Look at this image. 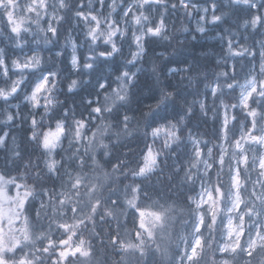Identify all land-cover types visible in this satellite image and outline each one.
Returning a JSON list of instances; mask_svg holds the SVG:
<instances>
[{
	"label": "snow or ice",
	"instance_id": "1",
	"mask_svg": "<svg viewBox=\"0 0 264 264\" xmlns=\"http://www.w3.org/2000/svg\"><path fill=\"white\" fill-rule=\"evenodd\" d=\"M97 3L99 8L92 0H0L7 39L18 47L34 45L30 55L15 58L0 48V124H28L25 146L33 149L25 151L10 131L0 129V149L6 150L0 168V264H264V40L258 41V66L252 48L241 43L237 50L227 40L230 56L252 57L243 83L235 66L212 81L201 80L194 64L169 68L172 78L180 76L177 84L159 86L155 103L137 109L133 90L141 69H131L147 56L148 38L170 39L164 12L178 7L189 14L193 9L210 12V21L205 15L199 19L214 26L225 24L230 13L218 0L203 9L190 0ZM120 4L124 7L113 17ZM241 5L247 18L240 26L264 28V0H228L225 7ZM80 22L91 53L82 63L71 35ZM64 24L69 25L65 40L72 48L73 70L94 74L87 82L71 79L67 92L53 57L41 55V45L58 40ZM197 31L206 29L201 24ZM125 44L130 59L123 55ZM116 57L124 63L105 74L99 66L115 63ZM150 63L160 85L157 62ZM185 79L195 85L191 92L182 87ZM200 83L214 98L211 110L219 120L210 140L194 135L186 123L196 104L208 114L204 100L187 99L202 95ZM86 86L91 91L77 101L75 92ZM21 100L27 113L13 103ZM169 105L180 109L173 116L162 114ZM141 133L143 149L121 151ZM170 156L181 163L170 166ZM177 224L184 232L175 231ZM108 248L119 253V260L111 259Z\"/></svg>",
	"mask_w": 264,
	"mask_h": 264
},
{
	"label": "trees",
	"instance_id": "2",
	"mask_svg": "<svg viewBox=\"0 0 264 264\" xmlns=\"http://www.w3.org/2000/svg\"><path fill=\"white\" fill-rule=\"evenodd\" d=\"M176 2V0H173ZM221 9L225 11H229L230 15L227 17V22L222 25L214 26L210 22H207V27H210L214 33L219 36V39H213L210 37H206L205 34H197L193 30L192 21L194 15V9L191 10L190 14L187 13L183 8L178 7L173 10L169 8L167 12H164L167 28L166 32L169 34L170 39L165 41L161 38H148L146 43V53L147 56L141 61V71L138 72V81L136 83V88L133 90V107L137 109L144 108V105L154 104L155 98L158 97V88L162 85H174L180 80V76L177 75L175 78H172L168 74L169 68H187L189 64H194L200 71V79L203 80L205 76H207L208 81H212L215 79L216 73L221 70L229 71L231 74L233 66H235L236 77L242 83L252 64V57L245 54L244 57H233L228 53L227 48V40L232 39L234 42V48L239 49V44L244 43L249 48H252L257 53V40H264V28L257 27L256 30L251 28L245 29L241 27L242 20L247 18V13L244 11V6H239L238 9H229L225 6L228 4V0H218ZM259 2V0H258ZM191 4H201L205 7L209 6L210 0H190ZM163 12L164 10L161 9ZM219 14V13H217ZM211 13H207V17L210 21ZM69 29L68 24H64L63 27L58 29L59 37L54 43H50L48 45H41V55L44 57L52 56L53 62L57 67L62 70L63 76L65 77L63 83V92H67V84L71 79L83 80L85 82L89 80H94V74L92 76L82 73L80 69L75 71L70 70V65L68 62L69 52L66 46L65 37L67 35V30ZM186 29V31H185ZM225 29H229V31H225ZM208 33V32H207ZM223 36V39L221 37ZM195 37V39H193ZM78 44L77 56L78 59L83 62V59L87 54L91 55L89 52V48H86L83 45ZM102 50V49H101ZM56 51H62L61 57L57 58L54 56ZM86 52V55H85ZM7 53V52H6ZM157 53H166L163 59L156 56ZM9 56V54H8ZM155 59L157 62V72L160 77V85L156 84V78L152 73V64L151 60ZM258 58L256 56L255 63L257 65ZM124 61L121 57H116V62L110 65H100V69L107 74L109 68L116 69L123 64ZM115 87V85H113ZM182 87H187V91L191 92L195 87L188 86V81L185 79ZM199 89L202 93L201 96L195 97L193 95H188L187 99L189 102L194 99H202L207 105V115H203L199 110V105L196 104L194 108V115L190 120L186 121L187 127L192 130L194 135H198L202 137L203 140H210L213 138L214 130L219 126V120L214 118V113L212 112L213 108V97L211 96L210 91L205 90L204 84H199ZM91 91L90 86L82 87L78 91L75 92V99L78 101L80 97L86 96L87 93ZM206 93V94H204ZM73 94H69L72 96ZM60 100H64V95L59 96ZM19 102L21 104L22 109L25 113H27L28 109L24 108L23 101H13V103ZM70 103V101H69ZM219 103L218 101L216 102ZM180 109L179 105H169L165 112L162 114H167L169 116L175 115ZM145 111L147 109H144ZM81 109L77 108V117L79 118V113ZM221 111V110H220ZM235 114H238L242 119V113H240L239 109L232 110ZM85 118L87 119V112L84 113ZM39 119V117H37ZM5 126V125H4ZM8 131L11 132L12 135L16 137V143L25 147V151H32L30 147L25 146V137L28 135V124H22L16 127H6ZM148 143H152L151 137L148 138ZM12 145L11 137L9 138V146ZM67 146L65 142V147ZM156 146L160 147V142L157 141ZM211 146V145H209ZM129 148L135 149L136 152H139L144 148V140L142 137V133L140 138H130L127 146L122 148L121 151L128 152ZM191 145L188 146L190 150ZM181 155H183L185 149L181 147L178 150ZM2 156H5L6 159V150L0 149V168L3 167L4 162L2 161ZM59 158V157H58ZM168 163L171 166L172 164L181 163L180 160L175 156H170L168 159ZM213 178H215V169L212 171ZM225 180H227V176H225ZM198 183L196 184L197 191ZM165 197L170 194L165 192ZM161 202H164L162 199ZM37 207L38 202H37ZM128 228L132 227L131 217H129ZM111 229L114 231L116 229L115 223L111 225ZM183 228L177 224L176 232H184ZM87 236V234H85ZM93 244L96 245L98 252L97 255L103 257L104 253L99 251L100 244L98 241H93ZM107 251L111 254V259L113 261H117L120 258L119 253L115 252L111 248H108Z\"/></svg>",
	"mask_w": 264,
	"mask_h": 264
},
{
	"label": "rangeland",
	"instance_id": "3",
	"mask_svg": "<svg viewBox=\"0 0 264 264\" xmlns=\"http://www.w3.org/2000/svg\"><path fill=\"white\" fill-rule=\"evenodd\" d=\"M109 3H111V0H106V4H109ZM118 3H119V0H118ZM92 6L95 7V8H99V5L97 3V0H92ZM196 6H197V9H203V8H205L204 6H201V5H196ZM123 7H124V5L123 4H120L119 7L117 8V11L115 13H113V17H118V14L121 12V10H122ZM101 11H105L106 12V11H108V9L107 8L101 9ZM23 15H28V14L27 13H23ZM153 15L155 16V14H153ZM202 15H205L206 16V13L195 9V16H194V19H193L194 20L193 21V23H194L193 24L194 25V29L197 31L198 26H200L201 24H203V26L206 29L205 32H208V30H210V29L206 26L207 23L205 21H200V19H199L200 16H202ZM156 19L158 20V17ZM44 26L46 27V25H44ZM31 27L32 28H35L34 25H31ZM121 27H131V25H124V24H122ZM8 31H9V27L7 25V22H6V18L0 16V48H3L7 52V54H9V57H11V58H15L17 56H22L24 53H28L30 55L31 52L29 51V49L31 47H33L34 45L28 44L27 46L18 47L15 43H12L11 41H9L7 39V33H8ZM86 31H87V29H86L85 24L83 22L74 23V26L71 28V35H72L73 39L76 41V43H79L81 45L84 44V46L86 48H89L90 38H87L86 37ZM198 34H202V33L201 32H198ZM49 35H51V34H49ZM67 35H68V32H67ZM129 36H130V33H129ZM205 36L211 37L213 39H218L220 41L219 36L216 35V34H207L206 33ZM26 39L31 40V37L28 36V37H26ZM258 41H260V40H257V46H256V49H257V58H258L257 66L259 64V55H258V53L261 50L260 49V44L258 43ZM66 46H67V50H69V52H70V58H69V61H70L71 56H72V48H71L70 45H67L66 44ZM131 50L132 51H135V46L134 45H133V47H132ZM85 54H86V52H85ZM88 55L89 54H87V56ZM123 55H124V57H127L128 59L131 58L130 55H129V48H128L127 44H125V46H124ZM141 61H138L136 63V67L132 68L131 70L132 71H136V68H141ZM129 67H131V66H129ZM199 190H200V186H199V183H198L197 191H199Z\"/></svg>",
	"mask_w": 264,
	"mask_h": 264
},
{
	"label": "bare ground",
	"instance_id": "4",
	"mask_svg": "<svg viewBox=\"0 0 264 264\" xmlns=\"http://www.w3.org/2000/svg\"><path fill=\"white\" fill-rule=\"evenodd\" d=\"M208 34H214V33L210 29V30H208ZM14 127H16V126H14ZM0 129H3L4 131H6V128H5V126L3 124H0ZM57 159H59V158L57 157ZM1 160L2 161H5V156H2V159ZM182 230L184 231V229H182ZM122 235H123V233H122Z\"/></svg>",
	"mask_w": 264,
	"mask_h": 264
}]
</instances>
